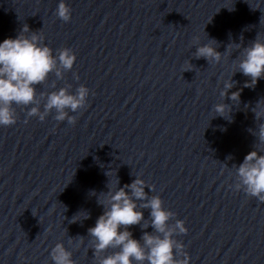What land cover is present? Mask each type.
<instances>
[{
  "label": "clouds",
  "instance_id": "clouds-1",
  "mask_svg": "<svg viewBox=\"0 0 264 264\" xmlns=\"http://www.w3.org/2000/svg\"><path fill=\"white\" fill-rule=\"evenodd\" d=\"M56 15L64 22L71 20V8L64 0H60ZM43 41L42 33L30 31L25 24L16 38H6L0 43V126L8 127L17 122L14 105H32L27 116L38 117L40 121H44L49 113L55 111L56 121L67 120L73 125L77 118L69 113L86 107L89 89L83 85L76 89L75 94L69 92L71 85L50 93L37 94V86L44 84L49 74L54 73L57 79H63L64 72L70 71L76 61V56L70 48L60 49L58 55H53L52 48ZM199 41V36L193 37L194 43L199 44ZM232 44L237 49L241 47L240 43H230L226 50ZM217 45L219 43L215 39H208L207 43L196 48L194 58H203L208 63L218 64L223 53L217 51ZM190 66L189 62V68ZM237 66L236 72L250 78L244 84L246 88H255L258 80L264 78V39L258 34L250 45L243 47ZM75 78L79 79L78 76ZM235 83L233 79L225 81L220 95L239 103L240 90L229 95V90ZM42 101L43 111L40 109ZM256 106L259 110L252 111L255 119L259 120L264 117V107L260 106V102ZM214 111L218 116L231 121V105L218 103L214 106ZM249 131L252 132L251 129ZM252 134L260 144H264V123H260L258 132ZM232 167L235 168L236 175L235 189L243 190L247 196L264 203V154L257 150L250 151L239 166L233 164ZM105 175L109 177L111 170ZM116 183L119 185V178ZM145 188L154 191L153 186L147 185L144 179L137 177L123 187H108L107 192H102V198H97V203L103 206L104 211L96 220L95 226L88 229V236L92 238L93 255L98 264H189L190 257L184 251L185 245L174 238L178 234H187L185 221L177 219L174 224H170L169 221L176 214L163 207L160 196L149 197ZM143 209H150V223L146 222ZM85 213L84 220L90 218V214L86 211ZM134 225H140L142 229L151 226L154 231H144L140 240H137L128 230ZM82 242L81 239L80 243ZM109 248L118 250L102 256ZM50 256L54 264H75L72 252L67 250L63 243H57L51 249Z\"/></svg>",
  "mask_w": 264,
  "mask_h": 264
}]
</instances>
